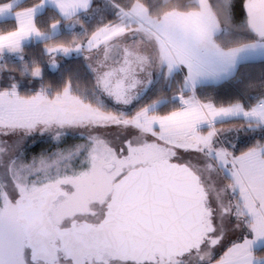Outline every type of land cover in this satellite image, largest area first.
<instances>
[{
  "label": "snow or ice",
  "instance_id": "obj_1",
  "mask_svg": "<svg viewBox=\"0 0 264 264\" xmlns=\"http://www.w3.org/2000/svg\"><path fill=\"white\" fill-rule=\"evenodd\" d=\"M0 264H264V0H0Z\"/></svg>",
  "mask_w": 264,
  "mask_h": 264
},
{
  "label": "trees",
  "instance_id": "obj_2",
  "mask_svg": "<svg viewBox=\"0 0 264 264\" xmlns=\"http://www.w3.org/2000/svg\"><path fill=\"white\" fill-rule=\"evenodd\" d=\"M37 1L38 0H36V2ZM129 2H130V0H129ZM258 71H259V69H244V68L241 69V72H251L252 75H257ZM227 92H228V89H225L223 94L226 95ZM245 142H247V141L245 140Z\"/></svg>",
  "mask_w": 264,
  "mask_h": 264
},
{
  "label": "crops",
  "instance_id": "obj_3",
  "mask_svg": "<svg viewBox=\"0 0 264 264\" xmlns=\"http://www.w3.org/2000/svg\"><path fill=\"white\" fill-rule=\"evenodd\" d=\"M38 2V1H37Z\"/></svg>",
  "mask_w": 264,
  "mask_h": 264
}]
</instances>
